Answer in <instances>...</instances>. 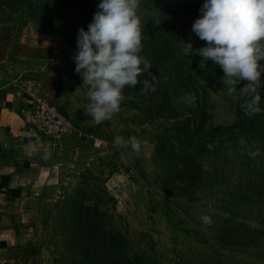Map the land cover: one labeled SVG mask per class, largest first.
<instances>
[{"label": "rangeland", "instance_id": "374dc122", "mask_svg": "<svg viewBox=\"0 0 264 264\" xmlns=\"http://www.w3.org/2000/svg\"><path fill=\"white\" fill-rule=\"evenodd\" d=\"M99 2L0 0V86L36 79L85 134L55 140L50 181L30 207L43 251L24 264H264V88L250 114L218 65L181 54L189 37L206 45L192 32L205 0H140L152 64L140 80L155 91L125 87L121 111L96 125L72 57ZM48 48L55 58L29 56ZM116 136L146 143L118 148Z\"/></svg>", "mask_w": 264, "mask_h": 264}, {"label": "clouds", "instance_id": "9594fccd", "mask_svg": "<svg viewBox=\"0 0 264 264\" xmlns=\"http://www.w3.org/2000/svg\"><path fill=\"white\" fill-rule=\"evenodd\" d=\"M97 9L87 30L78 29L77 51L72 59L82 86L87 88L89 103L84 113L100 125L121 111L125 87L142 83L141 94L155 91V87L147 79L140 80L152 69L151 62L141 54L144 37L140 0H100ZM200 13L192 24V32L206 45L194 49L189 37V42L182 41L181 54L187 58L198 55L202 61L218 65L227 95L235 96L239 89V97L250 114L260 112V89L264 88V0H205ZM182 100L194 106L195 95L187 94ZM144 143L136 137L114 138L116 147L130 146L136 152ZM201 221L205 226L213 222L210 216H202Z\"/></svg>", "mask_w": 264, "mask_h": 264}, {"label": "crops", "instance_id": "0c3cea01", "mask_svg": "<svg viewBox=\"0 0 264 264\" xmlns=\"http://www.w3.org/2000/svg\"><path fill=\"white\" fill-rule=\"evenodd\" d=\"M19 83L0 86V264H24L42 253L30 207L33 193L50 181L53 151L60 145L27 121L36 103Z\"/></svg>", "mask_w": 264, "mask_h": 264}, {"label": "built area", "instance_id": "2783aa9c", "mask_svg": "<svg viewBox=\"0 0 264 264\" xmlns=\"http://www.w3.org/2000/svg\"><path fill=\"white\" fill-rule=\"evenodd\" d=\"M24 93L34 99L36 109L27 115V121L32 127L47 137L59 140L65 134L85 136L66 114L60 111L45 97L39 95V84L34 78L19 83Z\"/></svg>", "mask_w": 264, "mask_h": 264}, {"label": "trees", "instance_id": "16d2710c", "mask_svg": "<svg viewBox=\"0 0 264 264\" xmlns=\"http://www.w3.org/2000/svg\"><path fill=\"white\" fill-rule=\"evenodd\" d=\"M30 57H35V58H55L56 57V53L54 51V49L52 48H48V49H39L37 51V53L34 54H30ZM168 103L171 105L172 101H168ZM64 113V112H63ZM65 114V113H64ZM188 114V113H187ZM186 113H183L182 116H179L178 119L181 120L179 121L180 123L176 124V125H184L183 124V119L185 118V116H187ZM68 116V115H67ZM188 153V152H187ZM185 159H182V161H184Z\"/></svg>", "mask_w": 264, "mask_h": 264}]
</instances>
